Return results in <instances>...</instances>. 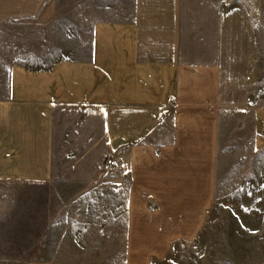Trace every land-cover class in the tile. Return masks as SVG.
I'll use <instances>...</instances> for the list:
<instances>
[{"label": "crops", "instance_id": "crops-1", "mask_svg": "<svg viewBox=\"0 0 264 264\" xmlns=\"http://www.w3.org/2000/svg\"><path fill=\"white\" fill-rule=\"evenodd\" d=\"M263 4L0 0V232L51 228L49 187L65 164L96 167L84 181L118 187L126 264L197 239L215 201L225 120L250 118L264 136ZM111 157L125 169L104 174ZM30 251L0 262L85 264Z\"/></svg>", "mask_w": 264, "mask_h": 264}, {"label": "rangeland", "instance_id": "rangeland-1", "mask_svg": "<svg viewBox=\"0 0 264 264\" xmlns=\"http://www.w3.org/2000/svg\"><path fill=\"white\" fill-rule=\"evenodd\" d=\"M257 58L260 88L255 103L264 108V4ZM225 123V130L219 134L215 201L205 229L194 241L178 242L165 258L151 264H264V136H260L259 130H252L250 118L230 116ZM94 161L99 164L102 159ZM105 163L106 160L103 173L112 172ZM94 171L96 167L72 169L60 164L49 187L56 197V210L53 208L49 216L51 228L43 229L46 222L42 221L37 225L41 229L36 231L0 232V236H23L0 238V256L29 258L28 252L32 250L33 258L56 256L85 264H126L119 189L84 181ZM15 189L27 187L17 184ZM31 234L41 237H25ZM31 241L34 245L29 248Z\"/></svg>", "mask_w": 264, "mask_h": 264}, {"label": "built area", "instance_id": "built-area-1", "mask_svg": "<svg viewBox=\"0 0 264 264\" xmlns=\"http://www.w3.org/2000/svg\"><path fill=\"white\" fill-rule=\"evenodd\" d=\"M105 167L109 171L120 172L121 170L125 169L126 164L120 158L111 157L106 160Z\"/></svg>", "mask_w": 264, "mask_h": 264}]
</instances>
